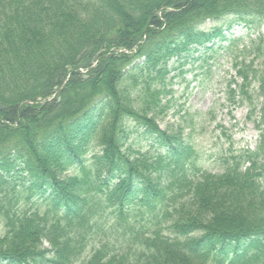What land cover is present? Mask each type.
Instances as JSON below:
<instances>
[{"label": "trees", "instance_id": "1", "mask_svg": "<svg viewBox=\"0 0 264 264\" xmlns=\"http://www.w3.org/2000/svg\"><path fill=\"white\" fill-rule=\"evenodd\" d=\"M226 14L264 21V0H0V264H74L109 208L128 251L101 242L82 264H264V72L235 55L230 96L253 104L258 81L261 132L223 172L158 123L170 73L208 64L225 29L201 25ZM131 122L167 151L128 145ZM135 208L152 232L126 223Z\"/></svg>", "mask_w": 264, "mask_h": 264}, {"label": "rangeland", "instance_id": "2", "mask_svg": "<svg viewBox=\"0 0 264 264\" xmlns=\"http://www.w3.org/2000/svg\"><path fill=\"white\" fill-rule=\"evenodd\" d=\"M247 19L254 18L247 17ZM249 20L248 23L237 21L235 15L227 14L219 18L208 19L201 25L205 29L218 25L226 29L230 23H234L231 30H226L227 39L215 46L214 57L207 59L206 66H200L203 60L194 59L199 55L195 52L192 55L193 58H190L189 63L183 67L182 72L177 70L170 73V77L175 75L171 85L173 93L167 97L172 99L171 107L167 114L158 120L162 129L170 134L176 133L185 142L190 143L194 147L192 161L201 169L212 173L225 170L224 159L226 157L231 159L233 156L242 154L247 148L255 149L261 132L257 127V121H260L262 117L263 98L258 96V81H254L250 88V95L255 105L251 104L248 99H244L237 106L236 101H240L238 94L229 99L230 82L236 75L233 66L235 55L246 58L247 63L254 61L253 66L257 73L264 72V21L249 22ZM204 52L205 50H202V53ZM232 88L235 89L236 85H232ZM129 130L128 145L142 152H150L152 155L167 151L166 146L159 145L153 136L145 133L144 128L134 122L130 123ZM200 176L198 173L196 178ZM42 197L39 193L33 197L30 204L24 205L23 202L20 205L21 207L31 205L34 209L43 210L46 204ZM127 213L126 221L129 225L139 228L143 224H149L151 230L153 229L152 223H149L152 219L151 214L141 215L138 208L129 210ZM116 216L112 213V209L105 211L106 229L110 236L107 238L102 232L98 234L93 232L91 236L94 238L89 239L74 264H82L101 242L110 241L117 247L122 243L124 248L121 249L128 250L127 242H121V240L124 237H131L130 232L127 230L126 233L122 226L110 230L115 223ZM162 225L164 232H170L165 222ZM117 252L122 251L117 249ZM217 257L221 256L218 254ZM210 264L216 263L212 261Z\"/></svg>", "mask_w": 264, "mask_h": 264}]
</instances>
